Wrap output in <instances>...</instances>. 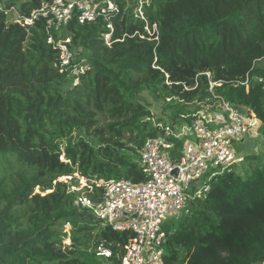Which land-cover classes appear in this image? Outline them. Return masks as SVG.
<instances>
[{"label":"trees","instance_id":"trees-1","mask_svg":"<svg viewBox=\"0 0 264 264\" xmlns=\"http://www.w3.org/2000/svg\"><path fill=\"white\" fill-rule=\"evenodd\" d=\"M52 1H0V264H121L131 233L76 203V173L95 201L99 180L145 181V140L161 134V123H191L200 104L219 97L249 109L264 132V0H150L158 41L133 35L145 32L134 0H113L121 9L114 37L123 40L106 45L101 21L73 19L53 30L91 65L75 85L60 72L45 20L22 26L6 12L30 15ZM143 93L163 103V115L155 119ZM237 168L188 198L187 212L168 227L163 264L264 263V162L248 175ZM101 244L110 258L97 255Z\"/></svg>","mask_w":264,"mask_h":264},{"label":"built area","instance_id":"built-area-1","mask_svg":"<svg viewBox=\"0 0 264 264\" xmlns=\"http://www.w3.org/2000/svg\"><path fill=\"white\" fill-rule=\"evenodd\" d=\"M134 1V16L145 22L147 34L137 31L133 35L158 41V25L149 24L145 11L150 0ZM120 10L113 0H53L30 15L22 14L14 6L6 12L13 22L22 26L45 20L48 42L59 50L60 72L67 73V79L75 85L91 65L83 49L71 45V37L57 40L53 30L73 19L81 24L101 21L102 37L105 44L111 46L123 40L114 37V17ZM214 84L211 83V87ZM259 124L249 109L237 108L222 97L214 104L202 103L191 123H161V134L145 140L140 152V163L147 176L145 181L99 180L95 183L102 191L95 201L86 193L87 189H93L91 183L76 173L79 184L71 186L76 192V203L92 209L104 224L130 231L131 236L123 246L121 264H163L170 233L166 216H181L187 212L188 198L203 196L209 190L208 180L243 164L246 156L237 143L248 138L251 129ZM177 140L182 141L180 148L176 147ZM71 179L70 175L60 178L67 182ZM65 227L69 232L71 223L67 222ZM97 255L110 258L112 251L101 244Z\"/></svg>","mask_w":264,"mask_h":264},{"label":"rangeland","instance_id":"rangeland-1","mask_svg":"<svg viewBox=\"0 0 264 264\" xmlns=\"http://www.w3.org/2000/svg\"><path fill=\"white\" fill-rule=\"evenodd\" d=\"M143 96L145 99L152 104V109L154 113L155 119H157L158 116L163 115V103L155 101L148 93H143ZM166 113L164 114V118L166 119ZM77 135L84 136L87 140H89L93 145H98V140L95 137L88 136L84 133L83 130H76L75 132ZM238 148L241 149L242 153L244 155H253L260 157L258 160H250L246 159L244 164H241L238 166L237 171L240 173H243L244 175H248L251 173V170L258 164H262L264 162V132L258 129H251L250 136L246 138L244 141H239L237 143ZM244 168H247L246 172H244ZM40 190L37 188L36 192H39ZM180 220V216L176 214H169L166 216V222L167 226L175 228L178 224V221ZM67 231V228L64 229ZM66 243H70V238H66ZM100 264H110L108 260L106 259H99Z\"/></svg>","mask_w":264,"mask_h":264},{"label":"crops","instance_id":"crops-1","mask_svg":"<svg viewBox=\"0 0 264 264\" xmlns=\"http://www.w3.org/2000/svg\"><path fill=\"white\" fill-rule=\"evenodd\" d=\"M245 156H246V155H245ZM244 163H245V162H244ZM244 163H243V164H244ZM238 166H240V165H238ZM246 170H247V168H244V172H245V173H248V172H246Z\"/></svg>","mask_w":264,"mask_h":264},{"label":"water","instance_id":"water-1","mask_svg":"<svg viewBox=\"0 0 264 264\" xmlns=\"http://www.w3.org/2000/svg\"><path fill=\"white\" fill-rule=\"evenodd\" d=\"M175 172H177V171L175 170Z\"/></svg>","mask_w":264,"mask_h":264}]
</instances>
